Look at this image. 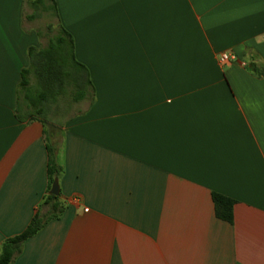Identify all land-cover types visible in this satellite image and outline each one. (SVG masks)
<instances>
[{"label": "crops", "instance_id": "obj_1", "mask_svg": "<svg viewBox=\"0 0 264 264\" xmlns=\"http://www.w3.org/2000/svg\"><path fill=\"white\" fill-rule=\"evenodd\" d=\"M54 1L93 96L54 137L63 214L13 264H264V0ZM27 2L0 0V246L49 212L44 124L16 117Z\"/></svg>", "mask_w": 264, "mask_h": 264}, {"label": "trees", "instance_id": "obj_2", "mask_svg": "<svg viewBox=\"0 0 264 264\" xmlns=\"http://www.w3.org/2000/svg\"><path fill=\"white\" fill-rule=\"evenodd\" d=\"M27 4L34 10L32 15L26 17L28 21L46 20L44 27L37 29L45 44L29 49L30 66L22 72L16 117L27 122L39 119L44 124L48 151V192L42 206H48L49 212L45 215L38 212L23 233L1 244L0 264H13L28 239L37 235L48 222L62 216L64 206L60 196L49 194L54 181L62 176L63 166L59 145L54 143L57 127L48 129V116L52 112L66 111L72 102L82 103L93 96L89 71L76 58L72 35L54 22L58 19L56 2L28 0ZM259 76H264V72ZM212 198L217 218L233 223L235 201L218 193H213Z\"/></svg>", "mask_w": 264, "mask_h": 264}, {"label": "rangeland", "instance_id": "obj_3", "mask_svg": "<svg viewBox=\"0 0 264 264\" xmlns=\"http://www.w3.org/2000/svg\"><path fill=\"white\" fill-rule=\"evenodd\" d=\"M85 106L86 105L84 104V102H82V103H74V102H72L70 104V107L66 108V111H64V112L61 111L59 113H54V112L50 113L49 116H48L49 117V121H50L48 123V129L54 128V127L56 128L57 126L59 127L60 125H63L70 118L74 117L78 112H80L81 109H83Z\"/></svg>", "mask_w": 264, "mask_h": 264}, {"label": "water", "instance_id": "obj_4", "mask_svg": "<svg viewBox=\"0 0 264 264\" xmlns=\"http://www.w3.org/2000/svg\"><path fill=\"white\" fill-rule=\"evenodd\" d=\"M50 195L59 197L60 196V185L59 180L56 179L51 187V190L49 192Z\"/></svg>", "mask_w": 264, "mask_h": 264}, {"label": "built area", "instance_id": "obj_5", "mask_svg": "<svg viewBox=\"0 0 264 264\" xmlns=\"http://www.w3.org/2000/svg\"><path fill=\"white\" fill-rule=\"evenodd\" d=\"M220 61L222 63H225L226 61H228V55L227 54L222 55L221 58H220Z\"/></svg>", "mask_w": 264, "mask_h": 264}]
</instances>
